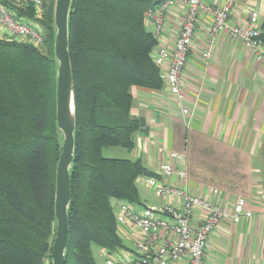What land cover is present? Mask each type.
<instances>
[{
    "label": "trees",
    "instance_id": "trees-1",
    "mask_svg": "<svg viewBox=\"0 0 264 264\" xmlns=\"http://www.w3.org/2000/svg\"><path fill=\"white\" fill-rule=\"evenodd\" d=\"M18 19L32 5L4 1ZM156 0H73L70 56L77 126L71 167L70 243L65 264H98L93 247H123L113 201L139 204L137 181L155 177L143 162L107 159L106 147L135 148L147 132L134 117V87L160 89L152 52L158 41L145 13ZM45 43L0 40V264H51L55 181L60 154L56 123L54 2L38 21ZM264 44V21L261 25Z\"/></svg>",
    "mask_w": 264,
    "mask_h": 264
},
{
    "label": "crops",
    "instance_id": "crops-1",
    "mask_svg": "<svg viewBox=\"0 0 264 264\" xmlns=\"http://www.w3.org/2000/svg\"><path fill=\"white\" fill-rule=\"evenodd\" d=\"M224 1L203 0L199 12L182 75L183 103L192 115H182L164 83L160 89L132 88L131 113L145 119L148 131L135 134L130 155L132 161L140 159L148 170L158 173L163 164L172 162L171 153L182 154L186 178L165 177V185L186 187L205 202L228 209L244 198L253 216L239 224L226 221L213 231L204 264H264V57L258 61L228 33L212 36L214 11ZM233 1V25L246 28L253 9L263 23L264 0ZM186 11V4L179 3L165 15L160 46L174 50ZM146 28L153 33L151 22L146 21ZM8 37L0 25V40ZM207 51L211 52L209 59L204 58ZM152 55L154 59L155 52ZM171 203L180 205L176 199ZM113 206L117 211V201ZM206 216V211H197L200 220ZM117 229L123 241L118 249L130 255L131 228L117 225Z\"/></svg>",
    "mask_w": 264,
    "mask_h": 264
},
{
    "label": "built area",
    "instance_id": "built-area-1",
    "mask_svg": "<svg viewBox=\"0 0 264 264\" xmlns=\"http://www.w3.org/2000/svg\"><path fill=\"white\" fill-rule=\"evenodd\" d=\"M0 0V25L7 29L8 40H23L35 47L45 43V32L38 22L43 17L45 0H7L22 7L32 5L35 17L18 19L16 13ZM203 0H161L159 4L145 13L147 22L153 25V35L158 40L164 25L165 15L179 3L186 4V18L179 32L173 51L157 46L154 62L160 70V78L169 92L180 105L182 115L188 117L192 110L184 105L182 75L186 67L195 35L196 24ZM233 0L214 11L212 36L228 33L252 51L258 61L264 57V44L261 40V22L259 13L250 10L248 26L240 28L230 21ZM211 52L204 54L205 59ZM167 65L166 69H163ZM171 163L163 164L155 177H146L145 182L165 204L161 208L117 201L115 219L118 227L131 228L133 251L102 249L105 264H204L209 238L213 231L226 221L239 224L253 216L244 198H240L231 209L205 202L191 193L186 187L174 188L163 183L165 177L186 178V170L181 167L185 157L171 153ZM216 192V191H215ZM178 200L180 205L171 203ZM206 211L207 216L200 220L197 211Z\"/></svg>",
    "mask_w": 264,
    "mask_h": 264
},
{
    "label": "water",
    "instance_id": "water-1",
    "mask_svg": "<svg viewBox=\"0 0 264 264\" xmlns=\"http://www.w3.org/2000/svg\"><path fill=\"white\" fill-rule=\"evenodd\" d=\"M72 3L73 0H55L54 4V54L57 61L56 123L62 133L63 142L56 168V230L51 249V264H65L66 251L70 243L69 207L72 199L70 170L75 155L77 126L74 76L69 51Z\"/></svg>",
    "mask_w": 264,
    "mask_h": 264
},
{
    "label": "rangeland",
    "instance_id": "rangeland-1",
    "mask_svg": "<svg viewBox=\"0 0 264 264\" xmlns=\"http://www.w3.org/2000/svg\"><path fill=\"white\" fill-rule=\"evenodd\" d=\"M45 2H47L48 5L51 2H54V4H55V0H45ZM43 17H44V12H43ZM56 63H57V61H56ZM56 80H57V76H56ZM58 133H59L58 137H59V142H60V154H59V158H60L63 136H62V133L60 131ZM103 156L107 159H128V160L131 159V160H134V158L130 155V151L127 149L121 148V147H106L103 149ZM59 158L57 160L56 165L58 164ZM141 179L142 180H139L137 182V186H138L139 192H140L141 204L144 206L150 207V208H161L164 204V201L162 199H160L155 194L153 189L150 186H148L146 184V182H144L143 178H141ZM127 244L129 246H132V243H130L129 241H127ZM92 249H93V254H94V257H95L97 263L98 264H105V258L102 254V249L99 247H96V246H94Z\"/></svg>",
    "mask_w": 264,
    "mask_h": 264
}]
</instances>
